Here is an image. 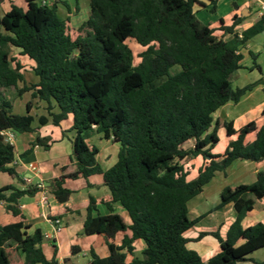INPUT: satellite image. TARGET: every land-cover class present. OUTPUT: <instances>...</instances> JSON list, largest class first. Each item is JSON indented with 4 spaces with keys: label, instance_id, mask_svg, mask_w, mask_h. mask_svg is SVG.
Returning <instances> with one entry per match:
<instances>
[{
    "label": "trees",
    "instance_id": "1",
    "mask_svg": "<svg viewBox=\"0 0 264 264\" xmlns=\"http://www.w3.org/2000/svg\"><path fill=\"white\" fill-rule=\"evenodd\" d=\"M24 1L26 9L12 5L5 15L0 13V173L25 184L11 166L14 146L4 141L2 131L35 133L48 124L59 127L72 115L71 165L50 181L51 193L64 204L73 194L65 183L92 175H102L110 192L108 197L90 198L83 228L86 236H104L110 255L101 258L92 248L87 264H264L252 258L264 248V224L242 226L255 199L264 197V170L251 184L223 190L215 210L233 203L236 219L224 239L211 234L220 243L219 253L205 263L188 247L193 240L186 236L205 218L191 220L189 202L218 172L225 173L235 161L264 160V109L258 121L239 130L215 119L222 106L239 103L264 84V77L242 88L231 83L242 68L241 49L264 31V15L240 33L237 29L245 16L236 1L228 18L204 24L195 7L208 5L200 0H89L90 15L75 29L70 15L81 11L79 0H72L73 8L64 0H49L52 4L41 0V5L40 0ZM209 2L210 12L216 13L219 0ZM61 4L67 8L66 18L58 15ZM128 40L142 48L138 64ZM15 49L35 62L36 84L18 88L24 75L13 58ZM8 90H16L20 97L31 92L34 100L46 104V114H31L34 101L25 115L15 114L4 96ZM222 129L235 139L215 155L212 150ZM94 134L119 146L118 160L108 170L97 160L99 148L86 143ZM50 141L37 136L21 157L36 146L49 150ZM199 156L205 163L198 176L189 179L187 163ZM41 192L40 185L0 189V202L13 216L12 222L0 223V264H59L57 246L48 259L42 247L44 234L40 229L28 233L19 207L22 197ZM101 204L109 215H94ZM115 204L128 213L130 225L115 212ZM61 218L62 214L49 215L52 222ZM121 233L117 245L114 240ZM207 235L200 233L196 241ZM136 241L145 245L141 256L135 254ZM239 242L243 243L238 246ZM80 252V247L72 246V256ZM64 262L75 264L71 259Z\"/></svg>",
    "mask_w": 264,
    "mask_h": 264
},
{
    "label": "crops",
    "instance_id": "2",
    "mask_svg": "<svg viewBox=\"0 0 264 264\" xmlns=\"http://www.w3.org/2000/svg\"><path fill=\"white\" fill-rule=\"evenodd\" d=\"M0 1V13L2 16L11 9L12 5L24 9L27 8V3L24 0ZM200 1L205 5H209V0ZM234 1L241 6L238 12L245 14V20L237 29L241 33L261 17L259 15V10L263 1L233 0V2ZM43 4H52V2L49 0H43ZM232 12L233 10L230 14ZM78 14L70 15L71 25L76 29L88 19L90 15V7L88 9V16L85 19L81 20L80 17L76 16ZM253 14L256 15V18L250 21L249 17ZM13 58L15 59V63L17 62L21 64V73L24 75V82H20L18 88L22 89L25 86L28 87L32 84H36L38 78L33 71L36 66L35 62L28 56L22 55L20 50L17 49L13 51ZM257 66L260 67L261 70H259ZM248 70L253 78L242 87L254 83L264 77V67L260 63H254L248 68ZM4 96L8 100L6 93ZM16 98L13 100L9 99L8 101H15ZM30 102L31 101L26 102V113L27 105ZM19 106L20 108H23V105L20 104ZM45 108V103L32 102L31 114L35 116L45 115ZM263 109L264 84L259 85L253 91L247 93L239 103H227L222 106L215 113V119H219L223 122H231L234 128L239 130L250 122L258 121L261 118ZM72 124L73 116L70 115L59 127L48 124L38 128L35 133L16 135L12 144L14 146L15 161L11 166L16 169L25 184L19 183L14 177L7 173H0V189L9 185L17 186L20 189H24L29 185L42 186L43 192L38 193L34 197L24 196L19 200V207L26 217V224L30 227L28 233L31 234L36 229L42 231L45 236L44 242L49 244L47 247L49 254L47 255L45 253L48 259L52 258L53 245L55 244L59 252V264H65V259H71V262L75 264H87L90 260L89 252L92 248L101 258H106L110 255L104 236H86L83 234L84 222L87 218V208L90 198L101 199L108 197L110 192L104 184L102 175H92L88 179L80 178L78 180H68L65 183V187L73 191V194L69 201L64 204L59 203L51 193L52 188L50 186V181L60 176L63 167L71 165V155L73 152L72 141L74 138V133L70 132ZM37 136L51 139L49 142V150H44L42 147L36 146L31 154L22 158L21 155L31 147V144L35 141ZM233 139H235V137L229 138L224 129L220 130L219 142L212 150V154H222L230 140ZM253 139L254 135L249 136L250 141ZM89 142V145H94L99 148L97 160L104 170H108L116 164L119 151V146L117 144L113 143L111 140L104 139L101 134L92 135V137L89 138ZM204 163L205 161L201 156L188 161L187 168L190 169L189 179H194L198 176L199 169ZM262 170H264V160L261 162L235 161L228 167L225 173L218 172L214 179L205 186L203 192L189 202L188 207L190 219L195 220L202 215H205V218L191 229L195 231V233L191 236L186 234L189 239L193 240V242H191L193 243L192 246H190L189 243L188 247L197 251L205 263L221 251L219 241L211 234L219 233L224 239L229 227L236 219V212L233 203H229L218 210H215V208L221 201L213 207L205 210H202L201 206L207 202L208 199L216 196H220L221 198L223 190L227 187H236L255 182L256 174ZM44 198H46V201L43 200ZM247 198L250 199L252 196L249 195ZM66 208H70L73 212L65 214L64 211ZM114 208L115 212L123 217L126 224L130 225V217L122 206L115 204ZM93 213L94 215L100 214L102 216H107L110 214V211L105 205L101 204L98 206V211ZM57 214H62L60 220L62 230L60 232L55 231L54 224L49 219V215L53 216ZM12 221V213L7 210L5 202L1 201L0 223L4 225ZM258 223L264 224V197L261 199H255L254 207L243 218L242 226L246 229ZM200 233H207L208 235L201 240L196 241ZM127 234H129V232ZM46 236H48V238H46ZM122 238L123 234H118L114 240L115 244L120 245ZM242 243L243 242H239L238 246ZM72 246L80 247L81 252L76 256H72ZM134 246L135 254L141 256V253L145 248L144 243L142 241H136ZM263 251L264 248L255 252L252 255V258L256 261H264V256L260 259L254 258L255 255ZM87 257L89 258L84 263L83 259H86ZM131 259L132 258L130 257L129 260ZM239 264L251 263L247 262Z\"/></svg>",
    "mask_w": 264,
    "mask_h": 264
},
{
    "label": "rangeland",
    "instance_id": "3",
    "mask_svg": "<svg viewBox=\"0 0 264 264\" xmlns=\"http://www.w3.org/2000/svg\"><path fill=\"white\" fill-rule=\"evenodd\" d=\"M64 1H67V3L70 4L73 8L74 3L72 2V0H64ZM41 2L42 1L40 0L39 1L40 5L42 4ZM79 3H80L81 12L76 16L80 17L81 20H83L88 16L89 0H79ZM208 7L209 8H204L198 5L195 7V11L197 12L198 19L204 24H214V23H217L221 18H228L230 16V12L234 10L233 0H220L216 13L210 12V8L212 7L210 2H209ZM58 15L61 18H66V16H68L67 8L65 7V5L61 4L59 6ZM249 18H250L249 20L252 21L256 18V15L253 14ZM126 43L128 44V46L132 49L134 53V63L138 64L140 62L139 55L142 52V48H140V46H138L136 42L133 40H128ZM241 53L243 54V57H244L242 61L243 68L238 70L235 74H233L231 78V83H232L233 88H242V86H244L245 84H247L248 82L252 80L253 76H251L248 68H250L254 63L256 62L260 63L264 67V31H262L256 37H254L245 47H243L241 49ZM5 93H6L8 100L9 99L13 100L17 97L15 101H11V103L13 104V112L15 114L25 115L26 114V102L27 101L37 102L36 100L32 98L31 92L24 93L21 97L18 95L17 91L15 92L14 90H8ZM20 104L23 105V108H20L19 106ZM86 143L88 144L90 143L89 139L86 140ZM220 201H221L220 196H216L214 198L208 199V201L205 202L201 206V209L205 210V209L211 208L217 203H219ZM193 233H195V231L190 230L187 233V235L191 236ZM192 244L193 243H190V246H192ZM48 246L49 244L43 241L42 247L47 255L49 254V251L47 249ZM263 256H264V251L259 252V254L255 255L254 258L260 259V258H263ZM14 258L16 261H19V258L16 254H14ZM88 258L89 257H87L86 259H83L84 263L88 260Z\"/></svg>",
    "mask_w": 264,
    "mask_h": 264
},
{
    "label": "built area",
    "instance_id": "4",
    "mask_svg": "<svg viewBox=\"0 0 264 264\" xmlns=\"http://www.w3.org/2000/svg\"><path fill=\"white\" fill-rule=\"evenodd\" d=\"M259 15L262 17L264 15V2H262V5L260 7L259 10ZM1 135L4 139V141L6 143H10L13 144L15 138H16V134L10 130H5L1 132ZM44 201H46V198L43 199ZM54 227H55V231L56 232H60L62 230V226H61V221L60 220H56L55 222H53ZM46 238H48V236H46Z\"/></svg>",
    "mask_w": 264,
    "mask_h": 264
},
{
    "label": "water",
    "instance_id": "5",
    "mask_svg": "<svg viewBox=\"0 0 264 264\" xmlns=\"http://www.w3.org/2000/svg\"><path fill=\"white\" fill-rule=\"evenodd\" d=\"M242 15H243V16H245V14H244V13H242Z\"/></svg>",
    "mask_w": 264,
    "mask_h": 264
}]
</instances>
